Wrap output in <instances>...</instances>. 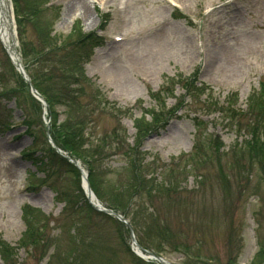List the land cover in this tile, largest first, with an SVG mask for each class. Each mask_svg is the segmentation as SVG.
Instances as JSON below:
<instances>
[{
	"label": "rangeland",
	"instance_id": "374dc122",
	"mask_svg": "<svg viewBox=\"0 0 264 264\" xmlns=\"http://www.w3.org/2000/svg\"><path fill=\"white\" fill-rule=\"evenodd\" d=\"M176 1L194 23L177 19L164 0H129L121 13L123 22L118 19V0H17V5L26 14L30 12L25 26L27 40L38 41L35 28L41 25L53 33H46L53 46L61 44L62 36L71 33L76 22L89 33L99 28L105 13L109 14L103 33L106 44L95 50L86 72L113 103L126 108L118 118L127 132L120 136L125 145L109 138L111 143L103 142L104 148L99 137L117 130L118 122L105 115L94 116L98 136L90 141L103 150L97 155L85 144L81 156L96 166L103 206L126 200L125 206L140 177L144 178L142 188L161 189L151 201L146 189L139 192L127 211L141 246L152 253L160 251L170 264H264V158L243 142L251 138L252 131L244 135L238 132L226 115L204 116L198 104L188 99V105L159 136L147 137L149 117L138 122L146 115L142 114L145 109L156 105L152 90L159 91L166 77H188L198 70L200 81L217 83L208 94L221 101L233 94L245 110L247 97L264 80V0ZM45 5L60 9L51 13ZM208 28L214 31L213 36L207 35ZM114 30L121 31L125 42L112 41ZM212 40H216L215 46ZM214 54L218 57L215 66ZM22 59L35 76L33 60ZM42 85L52 87L47 81ZM18 87V71L0 42V121L13 122L10 129L0 132V238L15 251L14 255L13 251L8 253L7 259L0 256V264H156L133 253L130 231L122 224L93 214L67 213L47 186L28 189V171L37 169L21 152L34 143V138L24 133L27 128L21 123L25 116L16 105L23 106L34 119L36 134L44 129V119L28 92L23 87L24 91L17 92ZM181 93L177 87L176 96ZM163 100L167 108L176 103L171 96ZM54 109L61 114L60 107ZM199 116L206 122L199 128L204 147L210 138H220L224 145V152L210 162L196 157L198 129L194 118ZM64 119L61 114L59 123ZM252 121L242 117L244 127ZM206 151L204 148L197 156ZM89 154L97 160L92 161ZM136 160L139 182L134 174ZM39 172L41 179L44 174ZM147 173L152 178L148 179ZM50 181L59 190H66L71 202L81 199L71 176ZM168 184L175 189L165 188ZM24 204L51 216L49 227L44 221L36 236L26 232L28 224L21 217ZM151 213L156 214L159 229L151 222ZM26 244L34 245L35 250L28 253L19 247Z\"/></svg>",
	"mask_w": 264,
	"mask_h": 264
},
{
	"label": "trees",
	"instance_id": "16d2710c",
	"mask_svg": "<svg viewBox=\"0 0 264 264\" xmlns=\"http://www.w3.org/2000/svg\"><path fill=\"white\" fill-rule=\"evenodd\" d=\"M15 7H16V12L17 13L20 12V18L23 17V19L19 21L20 23H24L22 26L25 27L27 20L24 21V19L26 17L29 18L30 12H28L27 14L25 11L23 12L18 7L17 0H15ZM24 15H26V17ZM35 29H37L36 31L38 33V41L27 40L24 37L22 40V50L24 52V59L26 60L32 59L34 62L31 66L32 68H34L33 71H35L34 72L35 76H33V74L31 75L30 73L32 82L34 86L37 88V90L44 96V98L48 102L49 111L52 118L50 134L58 147H60L70 156H74L77 159H81L84 163L87 164L90 172L89 174L90 185L94 190L95 194L98 196V198L102 200V197L99 196L100 193H98L100 192L99 186L101 185V181L97 177L98 174H97L96 166L92 165L93 163L90 160L84 161L82 158V156L84 157L83 154L84 153L83 150H85L84 145L87 143L86 139L84 138L83 130L88 119H90L91 117V113H90L91 109L88 108L92 105L91 104L86 105L82 101V98L84 96L87 95L90 96V94H88L87 88L84 84V77L79 64V56H78V53L82 51L86 45H90L92 43L96 44L98 41L92 34L84 35L81 31V28L79 27V24H75L72 32L61 38V44L60 45L55 44L53 46L49 43L48 39L46 38V32L43 26L36 25ZM38 74H40V77L42 79L41 81H39ZM18 78L21 87H18L17 92L24 91L25 89L28 92L29 96L31 97L33 105L36 104L37 107L39 108V112L42 113V107L40 103L31 96L29 92L28 84H26V82L22 79L21 76H18ZM44 81L52 83V87L51 88L44 87L42 85ZM92 103L95 104V101L93 100ZM95 105L98 107V112L99 111L103 112L102 104L100 102ZM57 106L63 107L65 114L68 115V117L64 120V123H59V115L54 109ZM22 110L25 111L23 109V106H22ZM91 112H93V110ZM249 112L251 115V118L249 119L255 121H252V123L250 122L246 127L240 124L242 122L240 119H237L235 117L237 113L234 110L232 111L233 121L235 120L236 122L235 125L239 126V128H241L244 133L246 131H249V129L252 131L251 138L247 140V142H245L246 147H248L250 151L256 153L258 156L260 155L262 158H264L263 156L264 155V86L262 88L261 93L251 97L249 102L248 113ZM152 120L153 122L148 123L146 126L147 132L152 131L154 124L157 122L155 118H152ZM3 123H4L3 126H8V122H3ZM23 123L28 127L26 133L34 138V143L32 145V148L27 151L26 156H28L29 159H32L34 163L37 164L40 170L50 172L51 169L53 173H56V175L54 174L55 177L56 176L65 177L68 175L71 176V180L74 183V186L77 188V190L79 189V192L82 197L79 200L78 199L72 200L73 202L70 201L71 199L69 193L63 192L61 194L60 197L62 199L59 200L62 202L65 201L66 212L73 213V215L76 213H84L86 215L93 214L103 219H108V220L112 219L114 222H117L107 214L97 212L88 202V200L84 195V192L80 187L79 170L73 164H71L66 158L59 155L53 148H51V146L48 144L46 139V130L43 129L40 131V134L38 133L36 134L38 125L35 123L34 119L30 117L27 113H26V120L23 121ZM60 129H63L62 133ZM109 137L110 134H108L106 137H103L104 138L103 142L104 143L108 142L107 138ZM42 138L44 140V143H42ZM199 142H200V138L196 144L198 153H200L203 150L202 147H204L203 145L199 144ZM120 143L124 144L123 141H120L117 143V145ZM44 144L46 146V149L42 151V155L40 156L37 155V153L40 152L39 150L40 145L42 146ZM212 144L215 145V141H213ZM207 147L208 148H206L207 149L206 153H202L198 156L196 154L197 159L205 157L206 161L210 162L212 161V158H214V156L216 157L220 156L219 148L213 150V153H211L212 152L211 150L213 148L211 147L210 144H208ZM87 150L96 152L97 155L102 153L101 149H99L98 147H93V145H89ZM85 153H89V151H85ZM89 156L92 159V161L97 160V157L95 155L89 154ZM137 162L138 160H136L134 166L135 169L134 174L136 181L139 182L141 178V181L139 182L140 184L135 188V192L129 196L125 206H123L122 204L126 200L125 201L118 200L116 201V203L115 201L111 203H106V205L110 209H113L115 211H122L126 214L127 210L133 204V201L137 199L138 196L137 194L139 192L140 193L143 192L144 189H146V188H142V182L144 178L140 177L139 175V166L137 165ZM136 165L138 166V168L136 167ZM47 178L49 179V175L47 176ZM35 180L41 183L46 181L38 178H35ZM176 184L178 185L179 183ZM165 188L167 189L169 188L170 190L175 189V187L169 184ZM146 190L148 193H150L148 197L151 201L154 195L158 194L161 189L160 188L155 189L153 187V188H147ZM71 191L74 190L71 189ZM80 216L82 217L83 215ZM156 219H157L156 214L152 215L151 213L150 220H152L151 222L158 227L156 223ZM47 220H48L47 216L39 210L31 209L28 207L24 209V221L27 222L28 224L26 232L32 234L31 236L38 235L41 232V229H43V225L41 224L44 223L45 221L44 224L46 226ZM38 229L40 230L39 232L37 231ZM34 243H36V240H34ZM33 246L34 245L32 244H26L19 247L26 249L28 252H31V248H32V252H33L35 250V247L33 248ZM13 250L14 249L11 246L0 241V256H3L4 259L5 258L7 259L9 255L8 253H10ZM14 254L15 251H13V255ZM257 256L261 257L260 254H258Z\"/></svg>",
	"mask_w": 264,
	"mask_h": 264
},
{
	"label": "bare ground",
	"instance_id": "6f19581e",
	"mask_svg": "<svg viewBox=\"0 0 264 264\" xmlns=\"http://www.w3.org/2000/svg\"><path fill=\"white\" fill-rule=\"evenodd\" d=\"M3 19H2V16L0 14V40L8 48V50L10 51L13 60L15 62H17L19 57L16 54V52L14 51V48L12 47V41H13L12 40V35L10 36V34L8 32L9 29H8V26H7V23L10 22V17L6 16L5 13H3ZM3 23H5V25ZM6 28H7V31H6Z\"/></svg>",
	"mask_w": 264,
	"mask_h": 264
},
{
	"label": "water",
	"instance_id": "95a60500",
	"mask_svg": "<svg viewBox=\"0 0 264 264\" xmlns=\"http://www.w3.org/2000/svg\"><path fill=\"white\" fill-rule=\"evenodd\" d=\"M20 71L22 72V74H23L25 80L28 81V82H30V79L26 76V74H25V72L22 70V68L20 69ZM31 89H32L33 92H35V89H34L33 87H31ZM39 98H40V96H39ZM88 191H89V196H92V192L90 191L89 188H88ZM99 210L104 211V212H107V213H110V214H115V213H113V212H111V211H108V210H106V209H99ZM115 215H116V217L119 218L121 221H124V222H125V220H124V218H123L122 216H120V215H118V214H115ZM133 242H135L134 238H133ZM138 247H139V246H138ZM139 248H140V247H139ZM160 262H161L162 264H167V262H165V261H163V260H161V259H160Z\"/></svg>",
	"mask_w": 264,
	"mask_h": 264
}]
</instances>
